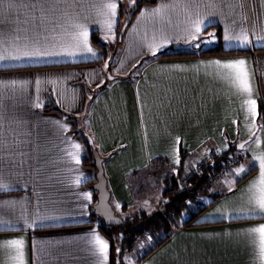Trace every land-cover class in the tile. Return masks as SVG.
Segmentation results:
<instances>
[{
    "label": "crops",
    "instance_id": "1",
    "mask_svg": "<svg viewBox=\"0 0 264 264\" xmlns=\"http://www.w3.org/2000/svg\"><path fill=\"white\" fill-rule=\"evenodd\" d=\"M113 2L115 16L106 7ZM136 2L0 0V264H20L7 247L13 239L23 241V264H110V239L91 215L96 169L83 165L91 155L87 136L122 219L148 212L147 198L162 196L164 185L154 178L137 184L151 160L176 169L184 150L196 166L212 148L235 144L233 166L215 179L216 201L198 213L196 225L174 221L141 263L264 264L251 231L264 225V215L249 191L260 176L256 158L264 156V0L145 3L125 29L113 70L101 44ZM188 43L239 51L153 58L121 78L141 57ZM238 60L245 61L250 94L222 66ZM242 167L247 171L238 175ZM95 236L109 245L106 260Z\"/></svg>",
    "mask_w": 264,
    "mask_h": 264
},
{
    "label": "trees",
    "instance_id": "2",
    "mask_svg": "<svg viewBox=\"0 0 264 264\" xmlns=\"http://www.w3.org/2000/svg\"><path fill=\"white\" fill-rule=\"evenodd\" d=\"M156 0H137L136 4L132 7H129L126 13H123V15L126 17L124 22L120 23L117 32H116V41L117 43H121V41L124 38L125 34V29L129 26L131 23L132 18L135 16L139 8L145 4V3H154ZM131 14V17L129 20H127L128 15ZM122 15V17H123ZM126 23V27L124 29L123 35L119 36L120 29L123 24ZM112 44L111 47L112 49H116V45L118 44ZM101 47H104V44H101ZM233 51H239V50H229V49H223L217 44L216 46L212 47H197V48H192V49H178L175 50L173 49V45L164 48L162 50H159L155 53L145 55L141 57L135 65L125 74L122 75L121 78H131L134 76L132 73L137 69H139L145 62H147L149 59L153 58H162V57H169V56H184V55H215V54H221V53H228V52H233ZM112 66V64H110ZM136 74V73H135ZM56 110L53 107L47 108V110ZM88 136H87V143L89 144L90 150H91V155L89 159L83 160V165L85 166H91L94 167V158H93V148H95V145L92 143L90 144L88 141ZM230 149H227L225 151H218L217 149L214 150L213 148L208 152V159L200 161L197 163L195 166L196 168L194 169H189L188 173L183 175V172L186 170L185 169V160L187 156V152L184 150L180 151V158L178 161V168H176L175 172L171 173L169 167H173L169 163V165L165 164L164 168L159 167L160 164H164L162 162H158L157 159H153L150 161V168L148 167L146 172L143 174H137L136 179H137V184L138 187L141 189L142 185L144 182H149L151 183L152 180L151 178H154L156 181H160L164 185V189L161 192V202L159 205V209H154L155 211L152 212H147V211H140V212H134L132 215H129L126 218H123V222L119 225H106L104 222L99 218L101 222V230L102 232L110 239L111 242V253H110V264H114V250H115V243L113 240V235L114 234H119L122 236L121 242L126 243V242H131L133 239H135V232L143 229L142 231L148 232L147 226H150L153 224L155 221V216H158L160 219H164L163 214L160 212L162 210V207L167 206L168 209H171L175 207L176 209L179 210V206L175 204V202L180 203V207L184 206L190 202L191 199L197 201L198 197L205 196V195H210L211 199L207 204H198V209L192 213L189 217L187 218L184 222H182V225L185 227L188 226H193L196 225V223H192V221L196 218L198 213L206 208V206L211 205L216 201V199L219 197L220 193H212L210 192L211 186L214 185L213 182L210 181V179H217L218 177L222 176L225 174L229 169L233 166H230L231 163L234 164V162L231 159H228V152ZM102 158V157H101ZM169 169H168V168ZM161 168L164 170V174L162 176L156 175L155 177L148 178L147 174L154 170ZM149 169V170H148ZM176 173V174H174ZM135 176V175H134ZM138 176V177H137ZM132 178V176H131ZM148 180V181H147ZM154 181V180H153ZM155 181V182H156ZM94 181L90 183V188H92V184ZM136 184V185H137ZM157 184V183H155ZM215 186V185H214ZM166 208V209H167ZM91 215L98 217L93 213V205L91 207ZM174 216V215H173ZM172 216V217H173ZM177 215L175 219L177 220ZM175 220V221H176ZM155 225V226H154ZM154 227H157L158 230L160 229L161 223L160 222H154ZM173 226V225H172ZM169 230V229H168ZM169 233L168 231L166 232V235L164 237H161L157 244L147 251L146 253L143 254V258L146 257L149 253H151L155 248H157L167 237ZM120 242V243H121ZM129 245V244H128ZM131 249V246L129 247Z\"/></svg>",
    "mask_w": 264,
    "mask_h": 264
},
{
    "label": "rangeland",
    "instance_id": "3",
    "mask_svg": "<svg viewBox=\"0 0 264 264\" xmlns=\"http://www.w3.org/2000/svg\"><path fill=\"white\" fill-rule=\"evenodd\" d=\"M125 19H126V17L123 15L121 22L123 23ZM119 36H120V32H119ZM112 37L106 38L103 41L104 42L103 44L105 46V53H106V62H107L106 66L112 64V66L110 65L111 68L113 70H116V68L119 64V61H120L119 56H120V54L122 55L124 48H122L123 45H120L119 43H117L116 38H115L116 35L113 38ZM116 43L118 44V45H116V49H112L111 45L116 44ZM210 45H213V44H210ZM213 46H216V44ZM136 72H137V69L132 73V75L135 74ZM93 92H96V91L94 90ZM260 124H261V121H260ZM231 150L233 151V153H237L238 151H240L239 149H237L235 144L231 145V149L229 151H231ZM233 153L228 152V159L231 158V156H234ZM185 163L186 164L184 166H185L186 170L183 172V175L187 174L189 169L196 168L194 165L193 159L188 160V161L186 160ZM169 168L168 169L170 170L171 173L175 172V169L173 167H169ZM174 174H176V173H174ZM210 181L213 183L215 182V180L212 178L210 179ZM154 183H157V182H155V180H154ZM214 187H215L214 185L211 186L210 192H212V193L215 192ZM147 193H148V191L145 194L147 195ZM154 196H155L154 198H152V199L147 198V200L145 201L144 208H145V210H148V212H152V211H155L156 209H159V207H156L157 206L156 202L160 198L159 194L156 193ZM210 199H211V196L207 197L206 199H203V201L210 200ZM175 204L177 206H179V210L176 209L175 207L168 209L169 207L167 208V206H164V207H162V210H160V212L164 216V219H160V218H158V216H155L154 222L158 221L161 223L159 230L157 227H154L155 225L153 222V224L146 227V228H148V231L150 233L142 231L143 229L140 230L141 232L136 231L135 232V235H136L135 239H133L129 243L128 242H126V243L121 242L120 240H121L122 236L119 234L118 235L114 234L113 235V240L115 243L114 264H142L141 262L143 260V254L145 252H147L148 250H150L151 248H153L157 244L158 240L161 237L166 235V232L168 231V229H170L172 227V225L174 224V221L176 220L175 219L176 215L178 217L177 219L185 220V219L189 218V216L191 214L190 212L193 210H197L198 202L191 199L190 202L188 201V203L186 205L181 206V207H180V203L175 202ZM154 208H155V210H154ZM155 235H157L158 239H154ZM128 244L131 246V249L128 248L129 247Z\"/></svg>",
    "mask_w": 264,
    "mask_h": 264
},
{
    "label": "snow or ice",
    "instance_id": "4",
    "mask_svg": "<svg viewBox=\"0 0 264 264\" xmlns=\"http://www.w3.org/2000/svg\"><path fill=\"white\" fill-rule=\"evenodd\" d=\"M131 3H135V0H131ZM117 3H109L106 5V7L109 9V13L111 16L116 15V9H117ZM155 11H160V9H157ZM111 25H109V28ZM196 31H200V27L197 25ZM82 37H84V43L85 45L87 44V31H82L80 33ZM227 39V37H226ZM242 43H248L247 36L243 38ZM89 52H92L91 48H88ZM94 54V53H93ZM217 64L220 62L217 61ZM245 61L244 60H238L234 62H228L223 64L222 66L226 69H231L232 70V79L233 82L238 86L239 90L242 93H251V88L249 84V79H248V73L244 67ZM249 111L255 115L256 113V102L255 100H250V107ZM75 148H79V145H75ZM242 149L244 148V145L240 146ZM259 161V168H260V176L258 177V180L253 182L252 187L249 189V191L253 192V196L251 197V201L254 202L256 210L261 214L264 215V156L256 158ZM77 163H79V160H77ZM247 170L244 169L243 167L239 170H237V174L239 175L240 173H244ZM258 186V190H257ZM5 186L0 185V188H3ZM251 231L258 233V241H259V249H260V254L261 257L264 258V225L259 226L257 228L252 229ZM94 244L97 245L96 251L101 254L104 259H107V252L109 245L108 243L103 240L99 236L94 237ZM7 247L10 248H15L17 250V256L16 259L19 260L20 264H23V241L22 239H13L8 242Z\"/></svg>",
    "mask_w": 264,
    "mask_h": 264
},
{
    "label": "water",
    "instance_id": "5",
    "mask_svg": "<svg viewBox=\"0 0 264 264\" xmlns=\"http://www.w3.org/2000/svg\"><path fill=\"white\" fill-rule=\"evenodd\" d=\"M131 17L128 15L127 20ZM126 23L122 25L120 30V36L123 34ZM192 43L188 44H173V49H192ZM88 141L92 144V139L89 137ZM240 143L239 145H241ZM94 158V167L96 169L95 179L92 184V188L96 192V202L93 204V213L97 215L106 225H119L123 222L122 217L115 213L111 203H110V191L107 187L106 177L103 171L102 158L100 157L98 151L93 148L92 151Z\"/></svg>",
    "mask_w": 264,
    "mask_h": 264
},
{
    "label": "built area",
    "instance_id": "6",
    "mask_svg": "<svg viewBox=\"0 0 264 264\" xmlns=\"http://www.w3.org/2000/svg\"><path fill=\"white\" fill-rule=\"evenodd\" d=\"M214 150H216L217 148H213ZM208 159V153H206L205 157H204V160H207ZM233 163L230 164V166H232ZM164 174V170L161 169V168H158V169H154L152 171H150L148 174H147V177L148 178H151V177H155L156 175L158 176H162Z\"/></svg>",
    "mask_w": 264,
    "mask_h": 264
}]
</instances>
